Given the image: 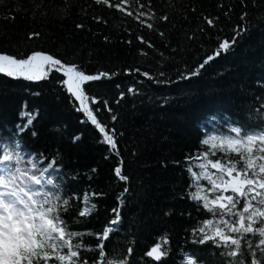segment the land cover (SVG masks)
Here are the masks:
<instances>
[{"label":"trees","instance_id":"trees-1","mask_svg":"<svg viewBox=\"0 0 264 264\" xmlns=\"http://www.w3.org/2000/svg\"><path fill=\"white\" fill-rule=\"evenodd\" d=\"M142 2L148 4V0ZM90 4L91 0H68L67 4L63 0H0V54L21 58L39 51L78 65L89 74H114L84 87L90 96L101 99L99 105H92L93 109L101 107L97 113L101 123L116 129L127 183L116 185L113 169L117 157L104 158L107 145L97 143L100 133L90 123L80 122L83 114L69 103L68 93L58 82L64 79L59 73L37 82L0 74V137L17 134V125L27 121L22 112L35 114L32 125L19 134L24 151L47 157L45 164L59 152L55 166L60 168L66 195L75 194L82 200L85 192L103 193L91 198L97 209L80 218L84 223L72 224L74 230L101 232L114 216L118 194L127 187L120 207L121 230L105 241L106 251L117 248L126 254L131 245L129 264H181L185 253L194 256L197 264H222L221 250L212 247V241L192 242V230L210 214L198 212L197 202L187 195L190 174L185 170V158L207 149L202 139L208 133L226 132L228 123L259 126L257 110L264 111L260 107L264 104V0H151L149 15L154 14L153 18L141 19L152 24V29L115 9ZM61 7L67 11L59 12ZM137 7L132 5L134 13ZM244 13L247 15L241 20ZM164 15L167 21L160 19ZM93 16L101 17V22ZM205 17L218 20L208 27ZM244 23L249 30L232 48L191 79L160 84L139 73L125 74L139 68L154 76L164 72L166 76L157 79L176 81L180 72L193 71L212 55L222 40H231L233 29ZM201 27L204 31H199ZM30 33L39 36L29 39ZM138 36L153 47L141 43ZM137 79L145 82L136 84ZM133 84L140 95L128 93ZM120 93L124 98L116 103ZM104 100L111 112L103 108ZM112 115L117 117L115 122ZM210 116L219 120L209 123ZM76 136L81 138L73 143ZM193 171L201 169L193 167ZM200 183L207 185L206 180ZM80 200L70 201L73 207L63 214L70 224ZM165 234L168 243L162 248L167 255L160 261L147 257L146 252ZM84 242L99 243L93 236H85ZM96 255L82 253L89 264ZM247 259L250 264V257Z\"/></svg>","mask_w":264,"mask_h":264},{"label":"snow or ice","instance_id":"snow-or-ice-1","mask_svg":"<svg viewBox=\"0 0 264 264\" xmlns=\"http://www.w3.org/2000/svg\"><path fill=\"white\" fill-rule=\"evenodd\" d=\"M63 2L67 4L68 0ZM133 4L138 6L135 13ZM92 5H104L109 9H115L128 17H133L141 24H146L141 17L152 19L154 15H149L151 0H148L147 5L142 0H91L90 6ZM145 7L148 11L139 10ZM58 11L65 13L67 8L61 7ZM225 15L227 16L228 12ZM246 15L247 13L242 14L241 20H244ZM93 19L100 23L102 18L93 16ZM160 19L167 21L168 16L164 15ZM204 19L208 27H213L218 17ZM77 27L82 28L83 25L78 24ZM146 27L152 29L153 25L146 24ZM248 30L247 23L234 28L231 40H222L212 55H208L193 71L180 72L176 81H172L170 77L164 80L157 79L165 77L164 72H158L154 76L141 72L139 68L127 70L125 74L139 73L160 84L191 79L199 75L200 70L221 53H227L237 39ZM199 31H204V28L201 27ZM160 35L163 36L164 33L161 32ZM38 36L39 33H30L29 39ZM137 39L141 43H147L148 47H153L142 36H138ZM140 54L147 55L143 50H140ZM52 73H59L64 77L58 82L68 93L69 103L74 110L83 114L80 122L90 123L100 133L97 143L107 145L104 158L107 160L112 156L117 157L118 163L113 169L116 185L119 186L121 181L126 184L128 177L122 174L124 162L116 143V129L108 128L106 124L101 123L97 117L101 107L92 108V105H99L101 99L90 96L84 87L90 82L111 79L114 74L102 71L89 74L78 65L67 64L51 54L39 51L21 58L0 54V74L12 79L37 82L47 79ZM144 82L137 79L135 83ZM128 93L141 94L135 84L129 86ZM123 98L124 93H120L116 103ZM260 107L264 109V104ZM103 108L108 112L112 111L107 100L103 101ZM25 116L27 121L23 126L17 125V134L11 138L0 137V264H49L50 261H55L56 264H89L88 257L82 256L84 252L97 254L91 264H129L131 245L127 248L126 254L117 248H113L111 252L105 249V241L109 240L110 235L121 230L120 207L123 206L124 197L128 193L127 187L118 194V207L112 209L114 216L101 232L74 230L72 224L84 223L85 221L80 218L91 215L97 209L91 198L101 196L103 193L85 192L82 200L75 194L66 195L61 183L60 168L55 166L60 158L59 152L57 151L50 162L45 164L44 160L47 157L41 154L37 158L34 153L24 151L19 134L32 125L35 114L22 112L21 117ZM116 119L115 115L111 116L113 122ZM255 119L259 125L257 127L228 123L226 132L208 133L201 144L209 147L185 158V170L190 174L187 195L189 199L197 202L198 212L210 214L199 221L198 226L192 230V242L205 244L212 241V247L221 250L219 255L224 258L222 264H249L248 257L250 264H264V111L257 110ZM218 120V116L208 118L209 123ZM32 135L35 136L36 132L33 131ZM80 138L74 137L73 143ZM210 156L217 158L209 159ZM192 161L198 163L193 164ZM208 165L216 171H209ZM193 167H198L201 171L197 173L193 171ZM92 171L95 172L96 169ZM201 180H206L207 185L201 184ZM73 199L80 200V206L76 207L77 215L70 224L63 214L73 207L70 203ZM85 236H93L99 243L95 246L86 244ZM167 243L165 234L145 255L154 261H160L167 255V250L162 248V244ZM143 264L151 262L143 261ZM181 264H197V261L194 256L185 253Z\"/></svg>","mask_w":264,"mask_h":264}]
</instances>
